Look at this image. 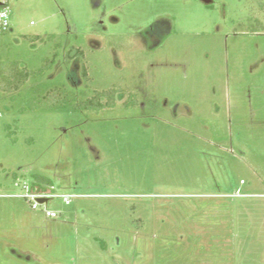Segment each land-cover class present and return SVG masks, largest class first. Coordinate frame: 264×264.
<instances>
[{
	"label": "rangeland",
	"instance_id": "1",
	"mask_svg": "<svg viewBox=\"0 0 264 264\" xmlns=\"http://www.w3.org/2000/svg\"><path fill=\"white\" fill-rule=\"evenodd\" d=\"M208 1L9 0L0 73L44 74L0 89V264H264V0Z\"/></svg>",
	"mask_w": 264,
	"mask_h": 264
},
{
	"label": "trees",
	"instance_id": "2",
	"mask_svg": "<svg viewBox=\"0 0 264 264\" xmlns=\"http://www.w3.org/2000/svg\"><path fill=\"white\" fill-rule=\"evenodd\" d=\"M57 55L54 56V59L56 58ZM84 51L81 49H73L71 50L67 55H66V62L70 63L71 61L77 59L78 57H81L84 59ZM51 61V64L47 66V68H50L54 65L55 60ZM21 74V79L16 80L20 77V74L18 73H13V75H10L11 77L9 78V74H6L4 72L0 73V89L4 91H12V90H18L22 85H24L27 80L33 76L36 77L38 75H43L44 74V69H40V71H20ZM82 77L84 80L88 81V74L86 67L83 66L82 68ZM58 91V97L59 100H57L55 103L58 104H53V107H65V106H71L73 107L74 110L76 111H96L99 112L103 109L106 108H114L116 106V98H117V93L118 91L115 88L108 89L105 91H96L95 94L92 97H87L86 92L82 91L80 93L79 100L77 101V96L75 95L74 99H71L69 96H62V88L57 89ZM87 97V98H86ZM43 179L41 177L35 178L34 182H32V186H38L43 183L46 185L45 187H54L50 182L47 181H42ZM42 181V182H41ZM50 188V187H49ZM52 189V188H50ZM54 190V189H53Z\"/></svg>",
	"mask_w": 264,
	"mask_h": 264
},
{
	"label": "built area",
	"instance_id": "3",
	"mask_svg": "<svg viewBox=\"0 0 264 264\" xmlns=\"http://www.w3.org/2000/svg\"><path fill=\"white\" fill-rule=\"evenodd\" d=\"M11 28L10 22V10H9V0H0V36L4 33L8 32ZM23 189L25 190L24 195H20L27 200H30L32 203V208L37 209L39 206L47 205L53 199H63L66 205H70L72 199L76 196L71 194H62L58 192H54L55 190L39 188V186H29L24 184ZM39 199H48L47 203H40ZM45 214L50 219H56L58 217V213L48 208L45 209Z\"/></svg>",
	"mask_w": 264,
	"mask_h": 264
},
{
	"label": "water",
	"instance_id": "4",
	"mask_svg": "<svg viewBox=\"0 0 264 264\" xmlns=\"http://www.w3.org/2000/svg\"><path fill=\"white\" fill-rule=\"evenodd\" d=\"M39 202L42 203V204L43 203H47L48 202V199H39Z\"/></svg>",
	"mask_w": 264,
	"mask_h": 264
},
{
	"label": "flooded vegetation",
	"instance_id": "5",
	"mask_svg": "<svg viewBox=\"0 0 264 264\" xmlns=\"http://www.w3.org/2000/svg\"><path fill=\"white\" fill-rule=\"evenodd\" d=\"M201 1H203L204 3H206V4H209L208 2V0H201Z\"/></svg>",
	"mask_w": 264,
	"mask_h": 264
}]
</instances>
